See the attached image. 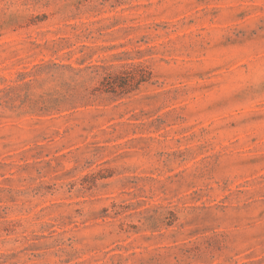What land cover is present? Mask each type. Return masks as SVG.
I'll list each match as a JSON object with an SVG mask.
<instances>
[{
    "label": "rangeland",
    "instance_id": "1",
    "mask_svg": "<svg viewBox=\"0 0 264 264\" xmlns=\"http://www.w3.org/2000/svg\"><path fill=\"white\" fill-rule=\"evenodd\" d=\"M0 264H264V0H0Z\"/></svg>",
    "mask_w": 264,
    "mask_h": 264
},
{
    "label": "trees",
    "instance_id": "2",
    "mask_svg": "<svg viewBox=\"0 0 264 264\" xmlns=\"http://www.w3.org/2000/svg\"><path fill=\"white\" fill-rule=\"evenodd\" d=\"M130 60H126L119 65H117V70L115 72L108 71L113 64H90L85 67L73 66L72 64H59L54 63L56 67L67 68L72 72V80L77 82L78 77L81 73L87 69H90V72L99 74L101 72L102 79L100 81V87L97 86L95 88H91L86 94H80V96L67 94L64 92L60 95L54 102L56 106L59 105H73L76 103L75 101L80 99L89 98L90 95L94 94V91L97 89H101L104 91H112L118 97H122L125 94L131 92L132 90L138 88L139 84L143 81H146L148 76L150 75L149 65L145 61L141 60H133V58H129ZM87 90V88H86Z\"/></svg>",
    "mask_w": 264,
    "mask_h": 264
}]
</instances>
